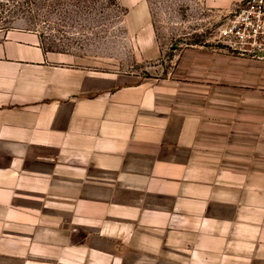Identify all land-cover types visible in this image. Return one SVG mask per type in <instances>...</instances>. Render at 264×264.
<instances>
[{"label": "crops", "instance_id": "obj_1", "mask_svg": "<svg viewBox=\"0 0 264 264\" xmlns=\"http://www.w3.org/2000/svg\"><path fill=\"white\" fill-rule=\"evenodd\" d=\"M199 60L140 79L0 30V264H264V92Z\"/></svg>", "mask_w": 264, "mask_h": 264}, {"label": "rangeland", "instance_id": "obj_2", "mask_svg": "<svg viewBox=\"0 0 264 264\" xmlns=\"http://www.w3.org/2000/svg\"><path fill=\"white\" fill-rule=\"evenodd\" d=\"M243 1L143 0L162 50L156 59H146L147 49L137 48L143 31L133 34L125 27L123 20L129 8L119 0H0V30H38L49 48L84 54L101 69L134 74L140 79L177 77L180 60L187 54L194 64L200 59L199 70L207 64L218 69L219 75L212 77L218 84L264 92V57L229 52L218 37L229 12ZM196 50L200 53L197 57ZM207 52L215 56L209 57ZM190 66L191 70L196 68ZM188 79L211 78L194 75Z\"/></svg>", "mask_w": 264, "mask_h": 264}, {"label": "built area", "instance_id": "obj_3", "mask_svg": "<svg viewBox=\"0 0 264 264\" xmlns=\"http://www.w3.org/2000/svg\"><path fill=\"white\" fill-rule=\"evenodd\" d=\"M218 37L229 52L264 57V0H244L229 12Z\"/></svg>", "mask_w": 264, "mask_h": 264}]
</instances>
